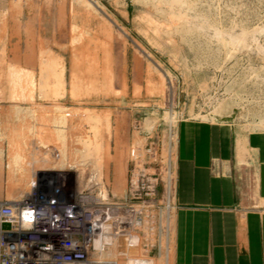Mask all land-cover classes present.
<instances>
[{"label": "rangeland", "instance_id": "rangeland-1", "mask_svg": "<svg viewBox=\"0 0 264 264\" xmlns=\"http://www.w3.org/2000/svg\"><path fill=\"white\" fill-rule=\"evenodd\" d=\"M14 26L25 35L9 36ZM13 102L28 107H2ZM11 110L25 111V130L0 133V200L27 192L32 157L78 170L138 210V244L119 240L117 255L155 261L174 210L177 123L264 128V0H0V116ZM140 170L144 199L130 195Z\"/></svg>", "mask_w": 264, "mask_h": 264}, {"label": "crops", "instance_id": "crops-1", "mask_svg": "<svg viewBox=\"0 0 264 264\" xmlns=\"http://www.w3.org/2000/svg\"><path fill=\"white\" fill-rule=\"evenodd\" d=\"M14 29L9 36L25 35ZM25 114L6 111L0 133L13 137L24 131ZM13 152L1 150L5 156ZM173 202L171 216L168 204L161 219L155 264H264V128L223 118L180 120ZM165 242L170 244L167 258Z\"/></svg>", "mask_w": 264, "mask_h": 264}, {"label": "built area", "instance_id": "built-area-1", "mask_svg": "<svg viewBox=\"0 0 264 264\" xmlns=\"http://www.w3.org/2000/svg\"><path fill=\"white\" fill-rule=\"evenodd\" d=\"M130 154L139 157L135 147ZM77 171L43 170L20 198L0 200V264H155L149 252L123 262L96 256L105 251L107 234L133 245L138 210L113 200L93 177L86 176V186L80 187ZM145 175L140 170L132 179V197L152 195V179L144 181Z\"/></svg>", "mask_w": 264, "mask_h": 264}, {"label": "bare ground", "instance_id": "bare-ground-1", "mask_svg": "<svg viewBox=\"0 0 264 264\" xmlns=\"http://www.w3.org/2000/svg\"><path fill=\"white\" fill-rule=\"evenodd\" d=\"M95 2V1H94ZM97 4V3H96ZM98 7H100L99 5H97ZM34 151V150H33ZM33 153H35V152H33ZM33 155V154H32ZM24 163V162H23ZM22 163V164H23ZM26 163H28V164H25L24 163V166L23 165H21V166H23V167H21L22 169H24V171L22 172V174L23 173H26L27 175H25V174H23V176L25 175V177H29L30 179L35 175V174H37V173H39V172H42L43 170H50V169H55L56 167H48V166H46V164H43L41 167H38L37 166V163H38V160L36 159V158H34V157H32L28 162H26ZM39 164V163H38ZM41 164V163H40ZM45 165V166H44ZM67 167V166H66ZM66 167H63L61 164H60V167H58V169L59 170H66L65 168ZM19 172V168H18V171L16 170H13V171H11V173L14 175V174H17ZM19 174H20V172H19ZM21 174V175H22ZM77 176H78V183H79V186L80 187H84V186H86V181H85V178L84 177H82L83 176V174H81V173H77ZM91 177H93V176H90V178ZM93 179H94V177H93ZM94 180H96V181H98L97 179H94ZM27 189L29 190V182L27 183ZM27 190V191H28ZM26 193V192H25ZM134 234L135 233H132V235H131V240H132V242L133 243H135V242H137L138 241V239H137V237L136 236H134ZM119 240H120V242H123L118 236H115V235H113V234H107V235H105V237L103 238V242L106 244V247H105V251H103L102 253H100V254H97L96 256L97 257H99L100 258V256H102V254H104V252H106V253H109V255H111L112 257L111 258H118L119 260L122 258V257H131L133 254H131V253H128V252H126V253H122V254H119V255H117L118 254V244H119ZM97 242H99V241H97ZM100 243V242H99ZM165 244V246H164V248H165V250H166V252H165V256H166V258H167V254L169 253V251H170V244L169 243H167L166 244V242L164 243ZM141 255V254H140ZM164 256V257H165ZM163 259H165V258H163ZM124 261V260H123ZM165 261V260H164ZM160 264H163V261L162 262H160Z\"/></svg>", "mask_w": 264, "mask_h": 264}]
</instances>
